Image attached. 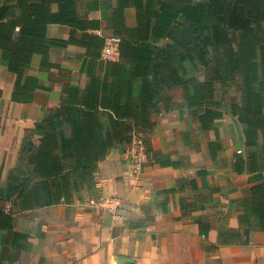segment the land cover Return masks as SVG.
Masks as SVG:
<instances>
[{
  "label": "crops",
  "instance_id": "crops-1",
  "mask_svg": "<svg viewBox=\"0 0 264 264\" xmlns=\"http://www.w3.org/2000/svg\"><path fill=\"white\" fill-rule=\"evenodd\" d=\"M204 1L0 0L7 13L0 22V186L18 166L34 171L22 162L25 140L38 147L36 126L57 112L67 87L86 86L91 56L103 58L100 42L151 35L162 3L181 9ZM29 54L17 90L10 58ZM188 69L205 81L215 64ZM30 88L28 101L23 96ZM214 89L221 116L209 129L199 122L204 109L189 106L183 87L165 91L162 112L151 116L153 128L134 134L149 148L139 174L133 173L131 142L117 143L69 202L13 214V230L23 238L0 230L3 264H264V229L247 219L243 203L253 187L264 185V127L248 146L242 121L264 116V85L260 107L250 112L242 75L216 81ZM109 196L121 198L117 214L89 204ZM221 233L241 241L221 243Z\"/></svg>",
  "mask_w": 264,
  "mask_h": 264
},
{
  "label": "trees",
  "instance_id": "trees-1",
  "mask_svg": "<svg viewBox=\"0 0 264 264\" xmlns=\"http://www.w3.org/2000/svg\"><path fill=\"white\" fill-rule=\"evenodd\" d=\"M151 35H128L119 42L118 60H105L98 52L91 56L89 77L84 88L69 86L56 113L36 126L42 135L35 146L25 140L24 164L18 166L11 182L0 186V230H13V214L62 201L93 178L115 144L131 142L134 134L153 128L152 114H160L165 91L183 87L190 107L204 109L199 122L212 128L221 116V103L215 99L216 81L244 77L250 112L260 107L264 85V0H206L176 9L162 3L155 13ZM182 16L184 22L178 21ZM7 17L0 9V22ZM105 44L100 42V51ZM32 55L10 58L9 68L18 76L16 89ZM6 58V56H5ZM214 73L205 81L192 75L209 69ZM96 67L99 70H95ZM260 86V88H259ZM192 88L194 93H191ZM34 88L23 99L30 101ZM15 99H18L15 90ZM28 97V98H26ZM247 145L256 144L257 128L264 127V116L243 118ZM69 131V134H67ZM247 219L264 229V185L250 190L243 201ZM9 205L8 213L5 206ZM220 234L221 243L241 241V236ZM0 264H3L0 260Z\"/></svg>",
  "mask_w": 264,
  "mask_h": 264
},
{
  "label": "built area",
  "instance_id": "built-area-1",
  "mask_svg": "<svg viewBox=\"0 0 264 264\" xmlns=\"http://www.w3.org/2000/svg\"><path fill=\"white\" fill-rule=\"evenodd\" d=\"M119 42L117 38H110L106 41L102 55L104 59L114 60L120 56ZM131 144L132 148V166L133 173L139 174L144 167V164L149 158L148 143L141 135H134ZM89 204L92 207L107 211L112 214H117L118 209L122 206L121 198L115 196L91 198Z\"/></svg>",
  "mask_w": 264,
  "mask_h": 264
},
{
  "label": "rangeland",
  "instance_id": "rangeland-1",
  "mask_svg": "<svg viewBox=\"0 0 264 264\" xmlns=\"http://www.w3.org/2000/svg\"><path fill=\"white\" fill-rule=\"evenodd\" d=\"M0 205H1V203H0Z\"/></svg>",
  "mask_w": 264,
  "mask_h": 264
}]
</instances>
